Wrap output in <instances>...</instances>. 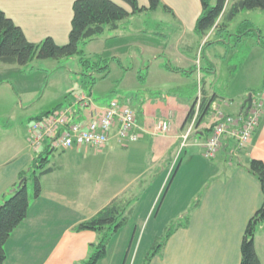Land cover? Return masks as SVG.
Instances as JSON below:
<instances>
[{
	"label": "crops",
	"instance_id": "1",
	"mask_svg": "<svg viewBox=\"0 0 264 264\" xmlns=\"http://www.w3.org/2000/svg\"><path fill=\"white\" fill-rule=\"evenodd\" d=\"M74 1L0 0V9L22 28L30 42L38 44L45 38L52 37L59 45H64L69 38ZM143 3L144 6L148 5L146 1ZM161 3L170 8L171 12L167 11L168 13L173 14L170 23L173 22L177 27L175 34L128 32L123 26V21L119 29H108L91 42L100 45V51L94 56L116 59L113 62L120 60L117 62L124 67L121 56L114 54L116 45H123V40L129 36L145 39L146 46L150 42L152 49L145 50L141 43L127 46L130 54L136 48L140 49L143 57L146 52L152 55L149 59L143 58L138 73L139 81L145 85L150 79L152 65L159 63L161 77L175 74V80L172 82L175 84H167V88L154 91L115 89L100 96L98 100L91 96L97 103L107 104L117 97L130 105L136 113L138 126L144 131L143 137L128 146L120 145L117 138L113 137L110 143L101 149L84 146L65 151L102 158L100 170L108 169L111 179L107 180L102 188L94 183L87 184V187L74 188L66 185L60 177H53L57 172L53 168V172L41 179L39 197L29 191L28 216L14 230L7 242L4 264H80L86 261L90 255V246L97 243L98 235L92 231L76 232L74 228L94 217L116 199L123 201L124 198L129 200L130 197L131 200L133 191L138 190L141 181L147 177L149 180L157 178L159 170L165 168L166 161L171 170L180 161L176 179L179 177L182 183L187 182L188 185L180 199L184 197L186 201H190L195 194H199V202L188 211L187 204L181 206L180 211L183 212H179L178 217L187 211V226L175 230L166 246L149 264H241V244L246 227L263 204L261 184L257 177L249 172L248 166L252 159L264 163V114L259 128L246 148L239 149L233 140L225 139L216 158L207 160L202 156L200 146L190 145L182 149L180 144L181 135L189 122L188 115L199 97L196 86L200 78L203 84L202 98L214 99L211 113L198 124L199 133H203L200 136L203 141L209 137V128L218 120L220 113L238 115L246 108L249 94L256 92L255 89L264 91V88L253 89V86H247L249 94L243 95V92L234 93L230 88L227 91L223 87L224 79L232 82L239 74L245 73L249 56L243 55L240 58L241 52L246 51L248 47L249 55L255 52L264 63L263 48L258 38L254 40L255 34H228L233 21L224 24L226 14L220 17L217 25L207 35L202 37L198 34L196 24L202 14L200 0H161ZM232 4L234 0H229L226 8ZM239 26L240 24L235 28L236 31ZM250 38L253 40L250 41ZM242 46L245 47L241 49ZM237 64L241 67L232 75L233 67ZM133 65L134 63L128 69ZM17 66L0 62V76L6 72L15 73V83L0 80V205L18 183L20 174L32 166L36 157L28 145L25 121L17 126L5 124V121H12L11 119L16 117V108H20L24 113L31 111L27 107L33 105L35 100L31 98L40 88V81L28 78L19 81L18 90L16 72L19 76L25 73V70ZM76 81L78 88L87 85L80 77L76 78ZM77 93L86 94L83 91ZM68 94L64 95V99L65 103L70 104L72 100ZM22 98L29 106L23 104ZM29 115V119H32ZM159 120H168L171 129L165 136L153 137L149 132ZM55 153L56 151L51 155ZM183 153L185 155L182 158ZM184 170H188L187 173L191 177L187 179ZM121 173L124 174L120 175ZM163 177L164 174H161L158 178ZM169 177L170 175L162 179L158 196L163 193ZM192 185H195L193 190L186 191ZM167 195L161 208L166 203ZM155 205L156 202L152 204L148 215L153 214ZM175 218L176 216L169 218L164 224L155 222L151 225V230L146 234V249L162 236L163 230ZM128 224L112 239L106 258L99 264H111L108 259L112 244L117 248L113 264H126L129 260V251L132 249L135 235L138 234L139 225ZM255 247L260 261L264 264V223L257 228ZM143 258L145 259L144 255ZM143 258L140 260L143 261Z\"/></svg>",
	"mask_w": 264,
	"mask_h": 264
},
{
	"label": "rangeland",
	"instance_id": "2",
	"mask_svg": "<svg viewBox=\"0 0 264 264\" xmlns=\"http://www.w3.org/2000/svg\"><path fill=\"white\" fill-rule=\"evenodd\" d=\"M115 1H118L120 5L129 9L128 5L122 2L121 0H115ZM145 1L146 4H148V0H139L140 5L144 6L143 2ZM232 6L233 4L230 5L228 8H226L227 9L226 13H224L226 14L224 17V24L228 23L226 18H228ZM172 15H173L172 13H168L163 8H160L156 11H146L138 15L130 16L129 18L124 20L123 26H125L126 31L128 32L145 31L147 33H166L172 35L177 32L176 25L173 22L170 23V19H172L173 17ZM232 21L233 24L230 26V32L228 34L231 33L234 34L235 36L240 35L241 33L238 30L236 31L235 28L237 27L238 24H241L244 21H249L252 23V26L254 28H257L261 31V35L264 38L263 11L244 10L241 11ZM242 32H244V30ZM129 37L123 40L125 42L123 45L119 43L116 45V48L114 49L115 52L114 54L121 56L124 67L117 61L113 62L112 61L113 58H111L109 72L106 76L105 75L102 76L99 73L100 71L99 69L100 67H102L100 65L102 64L100 65L92 64L91 66H89V68H84L79 63L80 60L79 56H72L68 58H62L59 60L36 59L29 65L21 67L20 69L25 70V73L23 72L21 75L17 76V72H16V88L20 90L19 83L22 80L28 78L31 80L35 79L36 81H40L39 83L37 82L40 88L37 89L34 97L31 98L32 100H35L33 105L29 106L25 99L23 98L21 99L23 104L29 106L27 108L31 111H29L28 113H24L21 111L20 108L19 110H17L16 108V117H14V119H11L12 121L9 120L5 121V124L10 123L13 124V126L14 124H16L17 126V125H22V123L25 121L24 126H26L28 129V125L30 124L29 127L31 126L36 116L38 117L45 112L52 111L59 105L65 106L67 103H65L66 99H64V95H67L69 92H70L69 94L71 95L70 99L72 100L71 101L72 103L74 99L81 96L78 95L79 93L77 92H82V91L86 92V94L84 93V95L91 94L92 96L95 97L96 100H98L100 96H103L104 94H108L110 93V91L115 89L117 90L119 89L121 91L122 90L136 91L143 89H146L147 91H154L158 88L165 89L167 88V86L175 84L172 83L175 80L174 79V77H176L175 74L172 76L168 74L166 78L161 77L160 75L161 65L159 63H155L152 65L150 79L145 84L146 86L139 81L138 73L142 66V60L144 57L149 59L151 58L152 55L146 52V54L143 57V55L140 52V49H136V48L130 54L127 50V46H129V44L136 46L137 44L141 43V45L144 46L143 48H145V50L146 48L150 50L152 49L151 47L152 44L149 42L148 45L146 46L145 39L142 40V38H136L135 36L133 38H129ZM256 39L257 37L254 36V40ZM252 40L253 38H250V41ZM244 47L245 46H242L241 49ZM80 48L81 50H84L87 57H94V54L100 51V45L95 44V42H91L87 46L81 44ZM247 49L248 47L246 48V51L240 53V58H242L243 55L244 57L249 56L247 58L249 62L246 64L245 73L239 74L237 78L232 80V82H229V80L224 79V83H223L224 90L228 91V89L230 88L231 92L234 93L243 92V95H247L248 93V89H246L247 86L249 87L253 86L252 87L253 89L264 88V63L261 62L260 56L258 57V55L255 52L250 56L249 51H247ZM131 57L133 62L131 60ZM263 57H264V49H263ZM161 62L164 63V60L161 59ZM132 63H134L133 67H131V69H128ZM79 77L82 78L83 81L87 83L85 87L78 88L79 84L77 83L76 78L78 79ZM93 78L96 79V82L92 81ZM201 79L202 78H200V80L197 82L199 83L197 85V89H198L197 91L199 95L201 94L200 92ZM0 80L4 82L8 81L15 83V73L6 72L4 75L0 76ZM255 90L256 93L263 91V90L257 91L258 89ZM99 104L104 105L105 103H99ZM28 114H30L29 116H31L32 119H29ZM44 151L45 150L43 147L42 150L40 149L38 152L37 151L34 152V154H36L37 156L43 153ZM184 155L185 154L183 153L182 158L184 157ZM49 160H50L49 167H52L55 170H57L55 176L53 177H60L61 180H64V183L66 185H70L74 188H76L77 186L87 187V184L91 185L93 183L95 185H99L102 188L107 183V180L111 179V174L109 173L108 169L106 171H103V169L100 170L99 166L101 165L102 162V158L100 157H96L93 155L82 156V155H78L77 153H69V152L57 150L54 155L49 156ZM164 165L165 168L163 170L161 168L159 172L157 171L158 172V175L156 176L157 178H151L150 180L148 177L145 178L144 180L141 181L139 185L138 190L140 191L139 192L138 190L133 191L131 195V200L129 196H128L129 200L128 198L127 199L124 198L123 200L125 201L124 206L126 210H128L129 207H131L132 209V214H130L129 216L128 225H134V224L139 225L138 234L135 235L136 239L134 238L132 249H130L129 251L130 257L129 260H127L126 264L145 263L144 262L145 259L143 258V255L146 258L147 254L151 251V247H152L151 246L148 249H146L147 246L146 234H148L149 231L151 230L152 224H154L155 222L157 224L159 222H162V224H164L166 220L174 216H176V218L171 224L184 221L186 218L185 213L198 200L197 198L199 197V194L197 195L195 194L194 198H192L190 201H186V198L184 199V197L183 199H180V197H182V194L185 191V188L188 187L187 182L182 183L181 178L179 177L176 179L177 170L174 171L172 175L173 168L171 170L170 165L167 161L165 162ZM187 171L188 170H184V175L188 179L189 177H191V175L187 173ZM122 174L124 173H121L120 175ZM161 174H164V177L162 179H165L166 176L168 175H170V177L167 179L165 183L163 193L162 194L160 193L158 196V192L163 181L161 178H158ZM29 176H30L29 178L30 180L28 181V188L30 193L33 195L34 183L31 177V173L29 174ZM144 181H147V183ZM194 187L195 185H192L191 188L186 191H192ZM166 194H168L166 197L167 199L165 201L166 203L164 207L162 206L163 208L162 209L161 205ZM157 196L158 199L157 201H155ZM154 202H156L155 210L152 215H148L152 207V204ZM186 204L188 205L186 209L187 211L184 213V215L182 213L178 217L179 212H183L180 211L181 206L184 207ZM160 208H161V213H159V216L157 217ZM171 224L167 226L166 229L163 230L162 235H164L166 230L171 227ZM122 240H124V238ZM116 250H117L116 245L112 244L110 256L108 259V262L111 264H113L114 262ZM142 258L143 261H141Z\"/></svg>",
	"mask_w": 264,
	"mask_h": 264
},
{
	"label": "trees",
	"instance_id": "3",
	"mask_svg": "<svg viewBox=\"0 0 264 264\" xmlns=\"http://www.w3.org/2000/svg\"><path fill=\"white\" fill-rule=\"evenodd\" d=\"M121 1L127 4L129 9L120 5L115 0H75L72 8L73 16L71 19L69 38L68 42L64 45H59L52 37H47L38 44L30 42L22 28L0 9V62L7 65L24 67L36 59L59 60L79 56L80 64L84 68H89L92 64H102L100 65L102 67H100L99 73L106 76L109 72L111 60L104 59L99 55L87 57L84 50L80 48L81 44L88 45L108 29L112 31L119 29L120 23L130 16L138 15L146 11H156L161 6H163L164 10L171 12L170 8L162 5L161 0H148L147 6L140 5L139 0ZM200 2L202 14L197 21L196 31L204 37L217 25L218 20L224 14L229 0H200ZM244 10H261L264 12V0H234V4L226 20L231 22ZM243 30L244 32H242ZM238 31L243 35L255 34L254 36L259 39V44L264 49V38L260 30L254 28L251 22L244 21L241 23ZM240 67V64L233 67L231 74H236ZM172 70L179 73L182 72ZM92 81L96 82V79L93 78ZM202 85L201 83V88ZM213 102L214 99H201L197 124H200L211 113ZM61 106L59 105L56 108ZM194 107L195 103L188 115V121L193 116ZM48 113L45 112L37 118ZM52 152L53 150L47 147L43 153L35 157L32 166L20 174L18 183L8 192L0 205V264H4L6 261L5 247L12 233L28 216L30 207L28 188V181L30 180L29 174L31 173L34 183V195L35 197H39L41 194L42 177L54 170L48 167L49 156ZM179 166L180 161L173 169L172 175L174 171L178 170ZM248 170L257 177L261 184L263 204L250 219L246 227L241 244V264H263L256 252L255 235L257 228L264 223V163L261 160L252 159L249 161ZM198 202L195 203V206L198 205ZM130 214H132L131 207L126 210L124 202L116 199L91 219L78 224L74 228L76 232L92 231L98 235L97 243L90 246L88 259L80 264H99L105 259L108 253V246L112 239L129 223ZM187 224V216L184 221L173 223L164 235L154 241L151 251L145 258L144 264H149L162 251L175 230L186 227Z\"/></svg>",
	"mask_w": 264,
	"mask_h": 264
},
{
	"label": "built area",
	"instance_id": "4",
	"mask_svg": "<svg viewBox=\"0 0 264 264\" xmlns=\"http://www.w3.org/2000/svg\"><path fill=\"white\" fill-rule=\"evenodd\" d=\"M263 99L264 91H260L252 95L249 106L238 115L220 113L218 120L210 127L209 137L203 141L200 137L203 133H199L197 126L201 107L199 95L193 116L181 135V148L200 146L202 156L207 160L216 158L225 139L233 140L239 149L246 148L261 124ZM170 129L168 120H159L149 134L161 137ZM143 134L135 111L119 98H112L107 104L100 105L90 95H81L72 103L35 119L28 130V144L34 152L43 147L63 151L84 146L101 149L113 137L120 145L128 146L140 141Z\"/></svg>",
	"mask_w": 264,
	"mask_h": 264
},
{
	"label": "water",
	"instance_id": "5",
	"mask_svg": "<svg viewBox=\"0 0 264 264\" xmlns=\"http://www.w3.org/2000/svg\"><path fill=\"white\" fill-rule=\"evenodd\" d=\"M251 101V95L249 96L247 103H249Z\"/></svg>",
	"mask_w": 264,
	"mask_h": 264
}]
</instances>
